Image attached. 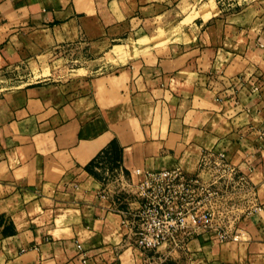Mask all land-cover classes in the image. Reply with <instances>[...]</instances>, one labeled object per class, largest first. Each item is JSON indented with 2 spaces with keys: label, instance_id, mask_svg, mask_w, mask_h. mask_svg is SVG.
<instances>
[{
  "label": "crops",
  "instance_id": "obj_1",
  "mask_svg": "<svg viewBox=\"0 0 264 264\" xmlns=\"http://www.w3.org/2000/svg\"><path fill=\"white\" fill-rule=\"evenodd\" d=\"M186 1L0 0V67L77 44L126 55L107 74L0 96V264H153L120 191L137 168L196 173L207 151L225 152L260 209L236 239L194 231L184 264H264V0L184 22ZM113 141L118 188L95 174ZM169 247L153 251L187 254Z\"/></svg>",
  "mask_w": 264,
  "mask_h": 264
},
{
  "label": "rangeland",
  "instance_id": "obj_2",
  "mask_svg": "<svg viewBox=\"0 0 264 264\" xmlns=\"http://www.w3.org/2000/svg\"><path fill=\"white\" fill-rule=\"evenodd\" d=\"M248 1L251 0H187L184 3L186 7H182V10L186 13V8L189 5L191 12L184 22L190 21L199 14L209 15L211 8H216V5L222 7L223 13H237L242 10ZM234 9L235 12H233ZM239 16L241 15L238 14L237 18ZM121 48L116 49L115 55L107 54V56H104L102 53L93 55V52L86 44L57 48L50 47L39 52L34 50V52L29 54L24 52L23 56L0 67V96H3L8 91L30 84L40 86L51 85L50 89L52 90L56 84H65L70 80H77L82 77L110 73L125 59L126 55L120 56L122 54ZM199 164L201 167L208 168L206 173L204 172L202 175L203 180L208 185L207 191L201 204L195 202L193 205H190L193 207V211L198 209L204 210L203 208L210 211V215L212 216L210 223L212 225L202 229L217 227L223 235V240L238 238L236 224L240 218L260 209V205L257 204L252 194V186L248 183L246 175L242 171H239L236 166L234 171L230 170L229 165H234L228 157L227 162L216 161L213 157L209 156L205 159L200 157ZM96 166V176L118 188L121 180L117 176L116 171H114L116 163L113 151L103 154L96 162ZM120 192V195L123 194L124 197L131 196L124 189H121ZM187 242V236L184 238L180 237V241L172 239L167 241L170 244L169 249L171 252H186L187 254H184L183 257H181L182 254L176 252L169 253L163 250L154 252L152 249H147L146 253L152 255L150 262L153 264L156 262L172 264L178 258H180L179 263L184 264L191 261L189 250L186 248ZM174 246L176 250H173Z\"/></svg>",
  "mask_w": 264,
  "mask_h": 264
},
{
  "label": "built area",
  "instance_id": "obj_3",
  "mask_svg": "<svg viewBox=\"0 0 264 264\" xmlns=\"http://www.w3.org/2000/svg\"><path fill=\"white\" fill-rule=\"evenodd\" d=\"M261 132L264 134V123ZM207 156L227 162L224 151H207L201 158ZM199 166L196 173L185 172L178 166L156 171L135 170L138 178L133 188L125 189L131 196H125L124 200L129 203L122 213L130 225L131 238L137 248L153 250L171 239L180 241V237L186 236L189 239L194 231L212 225L210 211L205 208L193 211L191 207L195 202H203L208 186L202 178L208 168ZM229 168L235 170V166L229 165ZM214 228L222 239L220 230Z\"/></svg>",
  "mask_w": 264,
  "mask_h": 264
},
{
  "label": "trees",
  "instance_id": "obj_4",
  "mask_svg": "<svg viewBox=\"0 0 264 264\" xmlns=\"http://www.w3.org/2000/svg\"><path fill=\"white\" fill-rule=\"evenodd\" d=\"M109 150L113 151V157H114V160H115V163L116 165L118 164V160H120V154H121V151H122V147L121 146H118L115 141H113L111 144H110V147L109 149H106L104 150V152L102 154H100L98 156V158L95 160V164L96 162L98 161V159L105 153H109ZM111 153V152H110Z\"/></svg>",
  "mask_w": 264,
  "mask_h": 264
}]
</instances>
